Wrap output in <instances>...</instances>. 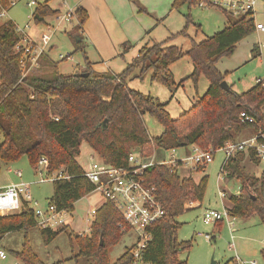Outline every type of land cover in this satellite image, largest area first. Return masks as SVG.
Segmentation results:
<instances>
[{
  "label": "trees",
  "instance_id": "trees-1",
  "mask_svg": "<svg viewBox=\"0 0 264 264\" xmlns=\"http://www.w3.org/2000/svg\"><path fill=\"white\" fill-rule=\"evenodd\" d=\"M8 0H0V7ZM203 3L216 7L227 17V24L219 31L196 41L187 33L194 25L195 34L200 25L191 19L190 9ZM187 6L184 27L173 36L190 38V48L182 50L169 43L170 38L146 43L120 72L96 71L77 42L74 51L84 55L83 67L75 73L86 72V76L74 73L63 74L54 66L51 78L27 75L19 81L20 51L15 46L20 37L15 23L5 20L0 23V162H15L26 155L31 166H36L40 157L47 159L46 172L62 170L67 179L52 182L53 193L49 204L57 210L72 212L74 203L93 191V185L82 175L77 158L80 146L85 141L100 158L115 167L127 164L130 152L138 150L141 156H151L157 149L186 148L197 145L203 150L220 148L226 141L238 140L249 129L255 133L264 131V89L256 83L248 90L237 93L225 90L220 83L225 74L217 68L223 56L231 55L238 42L255 31L254 11L234 15L211 0H173L171 9ZM58 13L49 4L39 5L33 12L36 24ZM77 24L69 35L75 40L87 20L84 9L75 8ZM229 16H237L234 21ZM124 50L127 49L123 45ZM256 49L253 46L252 51ZM188 57L193 70L186 78L195 86L201 76L208 80L206 91L197 95L192 105L174 118L160 102L149 93L132 88L128 82L150 75V80L167 87L175 85L171 65ZM66 57H63L64 59ZM246 110L254 116L255 123L248 125L239 118ZM153 116L162 126V132L150 136L144 124V115ZM245 133V132H244ZM258 163L252 151L238 152L227 160L226 179L235 177L239 181V193L230 194L227 211L235 218L247 219L256 215L264 224V167L258 175L245 170V158ZM204 168H197L201 171ZM144 176L149 185L156 188V197L162 204L164 215L151 227L152 239L143 251L147 264H187L180 254L191 247L190 241H180L177 233L181 226L176 217L187 210V205L201 202L207 184V175L198 181L191 174L180 175L176 168L164 164H152L145 169ZM117 209L103 202L95 212L89 232L73 234L68 238L71 247L77 248L75 259L82 258L87 264H130L131 254L126 249L114 261L110 260V248L116 245L124 232ZM221 222V221H219ZM37 226L33 209L24 202L15 213L0 215V241L11 232L24 230L21 249L11 253L24 264H46L33 251L26 231ZM68 224L58 228H40L44 244L51 242L65 231ZM264 259V249L261 250Z\"/></svg>",
  "mask_w": 264,
  "mask_h": 264
},
{
  "label": "rangeland",
  "instance_id": "rangeland-1",
  "mask_svg": "<svg viewBox=\"0 0 264 264\" xmlns=\"http://www.w3.org/2000/svg\"><path fill=\"white\" fill-rule=\"evenodd\" d=\"M27 1L16 0L15 4L7 9L6 15L0 17V23L5 20H11L19 27L29 24V29L25 30L36 39L38 34L46 29L44 24H35L29 19L33 7L28 6ZM50 3L55 5L56 1L53 0ZM67 8V6L62 7L61 11L56 15L45 18V21L47 20L51 23L52 28H54L50 40V45L52 44V46L46 50V57L42 55L38 60V66L33 67V70L29 71L28 75L51 78L54 75L55 64H57L58 71L63 74L75 73L77 69L83 67L84 55L81 51H74L77 45L76 39L74 40L67 32L71 26L70 22L55 18V16L63 14ZM254 10L255 23L264 22V6H261L258 2ZM180 11L178 18L182 29L185 25L184 14L188 12L187 6H182ZM190 14L192 21L200 25L196 35H194L196 30L194 25L187 27V33L196 41H200L215 31H219L225 26L227 21L223 11L216 7H202L198 4L190 9ZM236 18L237 16H229L231 21ZM263 40L264 32L255 30L237 43L231 55L223 56L217 62V68L221 72H227V80L237 93L253 87L257 83V78H264V45H261ZM172 42L176 43L182 50L190 48L189 37L178 36L173 38ZM253 46H256L254 51H252ZM90 54L93 60L98 61L95 64H102L101 58L96 56L94 52H90ZM120 54L110 58L111 63L109 66L115 72H120L124 69L132 59L130 54H124L123 57ZM60 55L66 58L62 59ZM41 59H45V61L42 60L41 62ZM173 64H175L173 67L174 75L172 74L175 81L174 86L167 87L161 83L153 82L150 80L149 74H146L142 79L135 78L130 80L128 85L143 93L151 94L160 102L167 103L169 101L166 109L172 117L176 118L192 105L196 94L202 95L204 93L203 91L208 86V80L201 76L197 86L191 79H187L180 84L179 82L188 75L187 71L188 67L191 66V61L188 57H183ZM181 76L184 78H180ZM143 119L150 136H157L162 132L163 126L153 116L146 113ZM244 132L238 139L246 138L253 134L249 129ZM1 139L0 134V141ZM170 153L171 150L157 149L150 159L155 162L164 158L168 159ZM90 154H94V160L100 159L89 145L83 141L80 146V155L77 158L78 163L82 167L87 166ZM175 154L181 156L183 154L182 148H177ZM224 156L223 151H216L213 154L212 161L203 170L196 171L186 166L181 167L178 171L182 176L191 174L195 180L207 175V184L202 201L188 204L187 210L176 217V221L181 224L177 233L178 239L191 242L190 249L182 252L180 258L187 260V264H251L253 261L255 264H264V259L261 255V250L264 249V224L261 223L256 215L247 219L235 218L233 231L229 229L225 221L209 224L203 222V212L206 209L222 210L224 207L230 206L228 197L236 191L240 184L237 178L226 179V172H220ZM244 163L245 170L250 174L258 175L263 168L262 164L255 163L248 157L245 158ZM16 170H20L21 177L16 175ZM46 173L43 166H31L27 156L23 155L15 162H0V185L20 181L28 183L32 202L36 201L38 206L44 209L52 196L53 184L52 181L39 182L37 180L41 177H46ZM221 190L227 192L226 197H220L219 191ZM102 202L103 198L97 191H92L76 201L74 210L68 212L69 219L66 230L62 231L47 244L43 243L38 226L28 229L26 236L40 260L46 264H87L85 259H75L73 257L77 252V248L71 247L68 234L69 232L73 234L88 233L91 217L87 215V211L100 206ZM205 234H208L210 239H207L204 236ZM24 236L25 231L20 230L8 233L2 238L0 244L6 249L8 256L5 260L0 261L1 264H24L11 253V250L18 251L21 249ZM135 237V233L131 230L124 233L120 241L110 248V260L114 261L128 249L134 242Z\"/></svg>",
  "mask_w": 264,
  "mask_h": 264
},
{
  "label": "built area",
  "instance_id": "built-area-1",
  "mask_svg": "<svg viewBox=\"0 0 264 264\" xmlns=\"http://www.w3.org/2000/svg\"><path fill=\"white\" fill-rule=\"evenodd\" d=\"M16 0H8L0 7V17L6 15L9 9ZM52 0H28V6L33 7L29 19L34 22L33 12L41 4H50ZM214 4L219 5L223 9L233 13L234 15H241L248 10L254 8L256 3L264 0H211ZM50 6V5H49ZM200 6H205L200 3ZM75 9L67 8L63 14L55 16L60 20L71 21L75 18ZM254 11V10H253ZM35 23V22H34ZM36 24V23H35ZM45 31L38 34V38L34 39L25 29H29L30 25L25 24L23 27L15 25V30L20 37V41L15 46L16 51H20V71L21 77L27 76L32 67L37 66L39 58L45 54L50 47V40L54 31L51 23L44 21ZM255 30L264 32V22L255 23ZM264 45V40L261 42ZM61 58L64 56L60 55ZM257 83H260L264 89V78H260ZM264 111V104L262 106ZM242 122L251 125L255 123L253 115L243 110L239 114ZM189 149L188 153L183 155H176V149H171L169 158L161 159L159 161L151 160V156H141L138 150H133L129 153L127 164L122 167H115L104 161L102 158L94 160L93 155H89V162L86 167H82V175L91 182L93 191L99 192L103 198V202L111 203L121 215L122 221L118 224L121 231L126 233L133 231L136 235L134 242L129 247L131 254L130 264H147L143 260V251L152 239L151 227L164 215L162 204L156 197V188L149 185L144 176L145 169L152 164H164L177 171L181 167L188 166L196 170L197 168H205L213 159V154L216 151L224 152V159L220 167V172L225 171L227 160L238 152L252 151L254 157L258 160V164L264 167V131L258 128L257 131L242 139L235 141H226L222 147L213 150H203L197 145H190L182 149ZM37 165L46 168L47 159L42 156L39 158ZM18 177H21L19 170L15 171ZM69 175L58 170L51 174L46 173V177H41L37 181H54L57 179H67ZM239 186L234 193L238 194ZM220 197H226L227 192L219 191ZM24 202H26L34 211L37 226L39 228H60L67 224L69 213L66 210H57L54 205L49 204L46 208L38 206L36 201L32 202V196L29 184L23 181L17 183H9L7 185H0V215H8L20 211ZM32 204V205H31ZM99 207V206H98ZM94 207L87 211V215L91 217V221L95 215L96 209ZM235 217L229 215L227 207L222 210L206 209L203 212V222L206 224L225 221L231 231H233ZM210 239L208 234L204 235ZM8 256L6 249L0 244V261L5 260ZM1 264V263H0ZM238 264V263H236ZM255 264V262H251Z\"/></svg>",
  "mask_w": 264,
  "mask_h": 264
},
{
  "label": "crops",
  "instance_id": "crops-1",
  "mask_svg": "<svg viewBox=\"0 0 264 264\" xmlns=\"http://www.w3.org/2000/svg\"><path fill=\"white\" fill-rule=\"evenodd\" d=\"M55 1V5H52L51 3L49 5L53 9L58 10V12L61 11L62 7L66 6L73 9L80 7L86 11L87 20L81 29V35H76L75 39L77 42H80V47L85 52L92 68L99 72L108 70L113 71V69H111L109 66V64L111 63L110 58L118 56L120 53L122 57L124 56V54H130V56H132L133 58L137 54L139 48L144 44L159 42L166 38H170L169 43H171L173 38L178 37L173 36V34L181 30L180 19L178 18L179 12L181 13V11L180 9H171V3L173 0ZM259 4L261 6H264L263 2H259ZM47 23L49 24V22L46 20V24ZM76 24L77 19L75 17L70 21L71 26L67 31L68 34ZM226 24L227 21L225 25ZM124 44L127 47L126 50H124ZM172 44L177 45L173 42ZM51 46L52 44L50 45V47ZM90 52H94L96 56L101 58L102 64H95L98 61L93 60ZM43 56L46 57V53L43 54ZM42 60L45 61V59H41L40 61L42 62ZM174 66L175 64L170 67L173 75ZM32 68L30 71L33 70ZM192 70L193 65L191 63V66L188 67V75L191 74ZM222 73L225 74L224 80L229 85V88L235 91V89L231 84H229L227 80V72L222 71ZM188 75H186L185 77H187ZM182 76L180 78L183 79L184 77ZM260 78L261 77L257 78V81ZM197 95L198 94H196V96ZM168 102L169 101H167V103ZM182 150L183 154L189 152L188 148Z\"/></svg>",
  "mask_w": 264,
  "mask_h": 264
},
{
  "label": "water",
  "instance_id": "water-1",
  "mask_svg": "<svg viewBox=\"0 0 264 264\" xmlns=\"http://www.w3.org/2000/svg\"><path fill=\"white\" fill-rule=\"evenodd\" d=\"M74 75L76 76H86L87 73L86 72H78V73H74ZM220 85L225 89V90H229V85L227 84V82L225 80H223Z\"/></svg>",
  "mask_w": 264,
  "mask_h": 264
}]
</instances>
